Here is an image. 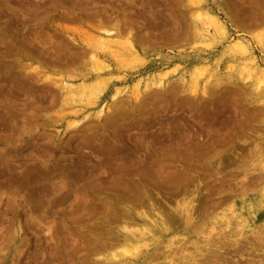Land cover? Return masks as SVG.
<instances>
[{
    "label": "rangeland",
    "instance_id": "374dc122",
    "mask_svg": "<svg viewBox=\"0 0 264 264\" xmlns=\"http://www.w3.org/2000/svg\"><path fill=\"white\" fill-rule=\"evenodd\" d=\"M120 259L264 264V0H0V264Z\"/></svg>",
    "mask_w": 264,
    "mask_h": 264
},
{
    "label": "bare ground",
    "instance_id": "6f19581e",
    "mask_svg": "<svg viewBox=\"0 0 264 264\" xmlns=\"http://www.w3.org/2000/svg\"><path fill=\"white\" fill-rule=\"evenodd\" d=\"M199 17V16H198ZM210 17V16H209ZM210 20V19H209ZM211 21L212 22H210V23H213V24H215V25H218L219 27H220V30H221V32H223L224 33V29H223V27H221L222 25H219L220 23H219V21L213 16H211ZM217 29V28H216ZM234 48H236V49H239L240 51H241V53L243 52V53H246L247 52V49H246V46L245 45H243L242 44V42L240 41V40H237L235 43H234ZM261 81V80H260ZM159 84H161V82L160 81H158L157 83H156V85H159ZM157 87V86H156ZM159 87V86H158ZM191 92H193V91H191ZM118 94V93H117ZM117 94H114L112 97L113 98H116L117 97ZM101 112V111H100ZM99 113V112H98ZM175 200V199H174ZM176 201V200H175ZM164 218V217H163ZM166 221V220H165ZM154 222V221H153ZM164 223V222H163ZM133 231H135V230H133ZM149 231H150V229H149ZM149 231H147V232H149ZM137 232V231H136ZM151 235H153L152 233H150ZM141 236H143V235H141ZM142 238V237H141ZM125 239V238H124ZM124 239H122V240H124ZM116 240V239H115ZM118 240V239H117ZM114 241L113 243H116V242H120V241ZM121 240V241H122ZM132 240V239H131ZM126 242H130V241H126ZM155 242V241H154ZM134 243V242H133ZM144 243H146V242H144L143 241V243H141L142 244V246H139V245H135V246H133V245H131L132 243L130 242L127 246L128 247H130V246H132L133 247V251H134V253H133V257H136L137 255H140L141 253H140V249H143V248H147V246H145L144 245ZM151 243V242H150ZM124 245L125 244H127V243H123ZM152 244V243H151ZM150 244V245H151ZM112 245V244H111ZM110 244H109V246L108 247H110L111 246ZM114 245H116V244H114ZM118 245H119V243H118ZM117 245V246H118ZM113 246V245H112ZM123 246V245H122ZM148 246H149V244H148ZM114 248V247H113ZM127 248V247H126ZM131 248V247H130ZM108 249V248H107ZM120 249V248H119ZM106 250V249H105ZM112 250H114V249H112ZM118 250V249H117ZM121 250H124L123 248L121 249ZM147 250V249H146ZM145 250V251H146ZM174 250V249H173ZM142 251V250H141ZM144 251V252H145ZM128 252V251H127ZM126 252V253H127ZM143 253V252H142ZM159 254V253H158ZM135 255V256H134ZM156 254H154V256H155ZM165 256V255H164ZM169 257V256H168ZM155 258H156V256H155ZM170 258V257H169ZM156 259H154V261H155ZM124 261H126V259H120V260H118V264H127V263H124ZM151 261H153V260H151ZM170 262H171V260H170ZM117 263V262H116Z\"/></svg>",
    "mask_w": 264,
    "mask_h": 264
}]
</instances>
